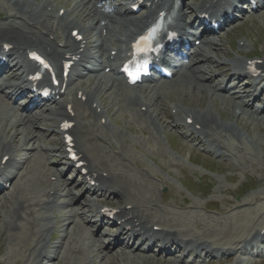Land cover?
<instances>
[{
    "label": "bare ground",
    "instance_id": "obj_1",
    "mask_svg": "<svg viewBox=\"0 0 264 264\" xmlns=\"http://www.w3.org/2000/svg\"><path fill=\"white\" fill-rule=\"evenodd\" d=\"M14 1L15 5L19 6L18 9L8 12L6 18L0 22V54L8 59V63L3 65L0 63L1 90L3 91L7 87L11 90L13 88L11 95H8V97H14L27 88L30 83L28 75L32 71L31 62L26 60L28 48L45 53L57 67H60L62 61L70 60L72 55L79 56L81 61H86L88 66L91 67V78L88 79V85L86 86L79 82L75 87H72L80 79L72 74L68 79L65 92L63 94H61V91L57 92L54 98L47 101L44 110L37 117H32L27 112L26 115L19 114L14 106L8 102L7 97L0 95V165H2L5 156H9L5 163L6 166L16 163L20 165L22 161L29 159V157H24L18 162L15 160L14 155L18 151L25 150V144L34 138L33 134L37 132L34 129L36 121H48L54 132L60 134H63V131H61L63 121L66 119L75 121L77 124L73 128V132L77 146L80 153L83 154V159L88 161L86 179L95 180L98 183L95 187L102 189V195L109 193L115 196H125L124 203L118 207V219L122 220V228L132 226L133 235L142 238V242L138 248L130 243V251L114 252L111 246H107L105 241L102 240L103 236L94 237L95 231H91L90 227H87L90 231L89 234L84 233L73 238V233L81 224L83 215L71 208L70 213L62 215L58 213L63 235L59 242L54 243L51 249L53 252L52 257H47L43 255V252L47 249L45 239L52 234L55 223L42 226L39 219L42 218L43 214L36 213V210H52L57 205L62 204L59 203V200L56 203L53 201L57 198L55 194L60 190L58 180L48 182L46 186H42L43 197H40V195L31 197L23 188L17 194L14 192L6 195L2 193L5 187L3 189L4 185L0 183V221L6 222L12 231L8 236L11 238L12 244L8 247L6 256L8 258L16 257L21 251L24 252L29 245V247H32L30 254L27 256L28 262H30L27 264H43L46 259L52 261L53 264H57L55 259H59V257L67 260L65 264H94L93 258L95 255L93 253L89 254V250L97 245L98 250H104L102 260H100L101 264H115L116 261L113 258H117L119 264H131L132 261H136L137 256H142V254H144L143 257L150 258L149 251L153 250L156 242H161L162 238H166V246L171 243V250H175L177 255H173L172 251H168L166 248H160V253L170 254L169 256L174 259L176 264H200L197 258L200 257L203 261L205 260L202 258L203 255L207 258L226 254L234 256L236 263L240 264L242 255L247 253V249L255 242L263 240L260 233L264 229V218L258 219L261 221L258 225L254 223V213L257 207L245 208L230 213L225 218L216 219L211 224L208 221L204 222L203 216L198 213L189 215L188 212L180 213L160 206L158 200L155 199L156 196L144 191L141 184H136L133 188L130 186L134 179L129 170L126 171L112 163V157L121 158L122 156L119 155V150H113L114 155L110 153L112 151L109 148L112 146L113 140L106 130H112L113 128L110 122L107 121L103 125L101 120L106 117L109 111V107L105 105L109 103V99L115 103L126 101L128 105H134L129 107L136 115L149 117L150 122L161 128L162 132H165L166 127L173 126L174 129L179 130V137L185 140L187 144L195 142L204 150L211 151L216 157L238 161L241 170L256 167V156L253 154L252 147L247 143L246 138L244 139V133L240 132V129L243 128L239 123V119L247 116L249 118L258 116L264 122V103L257 108L255 107L259 96L264 94V85H261L257 79H254L248 88H244L240 83L241 77L248 76L246 60L249 59V55L247 53L243 54L245 57L243 60H240V58L230 60L228 53L223 48L221 35L216 33L217 30L209 35V30L205 28L202 36L205 48L197 50L201 55L200 59L194 57L188 63L187 69L176 76L177 78L173 81L165 82L162 85H146L139 90L131 91L124 87L121 77L115 72L116 69L112 61L121 56L125 45L140 30L145 28L149 18L155 17L168 7L169 2L167 0H148L152 2L151 7L138 17H128L127 5H131L133 0H116V3L114 0H106L107 4H101L100 0H66L65 5L71 2L73 6L68 10L66 9L63 15H60L61 8L57 11L53 16L58 23L56 26L50 24L51 15L48 12V7L52 6L54 8V4H58L60 0H40L42 2L36 0L37 4L34 2L35 0ZM181 1L186 7L191 8L190 11L197 13L204 11V9L213 10L222 3V0ZM230 1L226 0V2ZM262 8H264V4ZM96 14H99L97 21L93 20L91 23H86L88 19L93 18ZM177 18L179 23L187 25L193 21L194 16H189V13L182 8L177 12ZM115 26H118V28ZM70 28L69 34H65ZM76 28L84 36L85 48L81 44L83 41L78 42L71 35ZM97 28L99 30L94 34ZM103 30L106 31L105 35H103ZM64 36L65 40L63 41L61 39ZM95 37L96 39H94ZM99 37L101 43L98 45V50L93 51V46ZM219 41H221L220 44ZM106 42H109V44L106 45ZM8 46L11 47L8 48ZM251 46L253 47L252 43ZM114 50L117 51V55L113 57L112 51ZM222 54L226 56L224 61L219 60ZM106 61L112 67V72L110 71L109 74L106 73V68L109 66ZM218 63L223 66H232L230 68L232 73H229L231 75L227 80L214 84L210 81L215 77L212 68H214V64L215 67L218 66ZM76 65H78L77 62ZM218 68L220 70L218 74L229 71V67L226 69L219 66ZM257 68L261 71L259 76H264V63L258 64ZM208 71H211V74L208 75ZM2 72L8 74V76L4 77ZM110 79L112 80L111 83ZM229 88H236V90L233 93L225 92ZM112 89L117 91L115 96H113L114 91ZM102 90L106 91L105 104L102 101ZM179 91L185 92L188 97L200 94L201 98L209 99V105L207 107L193 105L190 108L182 109L179 102L185 104L187 101L179 95ZM8 92H10V89ZM240 92H243V95H240ZM58 95H61L60 100L56 99ZM79 95L81 97L86 96L87 100L83 102L79 99ZM167 97L174 99L179 97L178 102L175 101L171 106L173 109L176 108V115H171L168 109L166 112L165 107H162ZM217 100L222 101L223 107L221 109H230L235 114V124L223 123L221 118L223 114L217 111L216 108ZM70 104H73L74 117L68 110ZM93 105H96V108H93ZM86 106L88 108L82 110V107ZM100 107L101 111H97ZM165 115L168 120L162 118V116L165 118ZM190 118L193 119L192 124L187 122ZM125 127L129 126L125 125ZM145 128L141 126L142 131ZM35 136L39 140L41 133L37 132ZM166 136L168 137V133H166ZM18 137L20 142L16 143ZM251 139L254 145L256 144L258 147L260 144L258 139ZM20 143H22V146H19ZM145 143L147 144L146 141ZM132 144L134 148V143ZM34 149H46L60 153L58 148L45 147L39 143ZM154 150L162 153L160 148H147L144 149L142 154L149 158V154ZM176 154L185 159L181 153L177 152ZM134 157L133 162L139 165L140 161L136 160L139 159L138 156ZM150 157L152 156L150 155ZM162 157L164 158V156ZM45 165V162H43L42 166ZM183 166H185L184 161L169 159L166 167L171 169L162 171L173 177L171 172L178 173V170ZM18 172L13 171L11 174L3 175L5 183L16 179L19 175ZM46 172L47 170L44 171L43 168L34 170L32 177L27 181H33L35 177L44 175ZM152 173L153 171L149 169L148 172H145V174L150 175ZM49 176H55V173L51 172ZM18 183L17 180L16 184ZM135 183L138 182L135 181ZM37 184V182L34 183V185ZM65 190L66 195L70 197L69 206L72 207L79 198L73 194V189L69 185L65 186ZM12 199H14V202L10 205L12 212L3 211V207L7 206ZM252 200L250 198L242 204H249ZM82 205L85 209L84 213H90L91 215H93L95 207L101 208L92 198L87 205L84 202H82ZM11 214L20 217L16 220L14 218L10 219ZM23 219H28L29 230L26 226L27 222H22ZM193 222L197 225L200 224L202 232L193 231ZM91 224L93 226V223ZM161 226L166 227L164 230H160ZM155 227L160 229L158 230ZM13 229L21 230L28 236L35 234L32 243L27 244L23 234L17 231L14 232ZM118 235H123L121 229L118 231ZM135 237L132 236L131 240ZM151 241V244L146 245ZM185 244L187 250L183 249ZM120 255H122L121 259L118 258ZM188 255H191L192 259L187 262L185 258Z\"/></svg>",
    "mask_w": 264,
    "mask_h": 264
},
{
    "label": "rangeland",
    "instance_id": "obj_2",
    "mask_svg": "<svg viewBox=\"0 0 264 264\" xmlns=\"http://www.w3.org/2000/svg\"><path fill=\"white\" fill-rule=\"evenodd\" d=\"M5 6H7V2L5 0H0V12L3 11L2 9H4ZM222 38H223L222 41L224 43L223 47L229 53L233 52L232 47L236 46V42L244 40L248 43V48L245 49L244 52L246 53L250 52L252 55L263 57L264 56V15L262 14L257 15V17L247 20L244 24L231 29L229 32L227 33L223 32ZM220 42L221 41H219V44ZM251 43L253 47L251 46ZM233 49L235 50V48ZM234 56L237 57V53H235ZM241 83L245 85L244 81L242 80ZM200 93L202 92L200 91ZM184 94L185 92L179 91V95L187 101L186 106L194 105L197 107H201V106L207 107L209 105L208 103L209 99L201 98L200 94H196L190 97H188L187 94L185 95ZM175 100H179V97H176ZM221 102H222L221 100H217L216 108L217 111H220L223 114V117H221L223 123L227 122V123L235 124V120H236L235 114L230 109L228 110L221 109V107H223V104ZM259 104L260 101L256 103V106H258ZM162 107H165L167 112L165 103L162 105ZM115 110L116 109L114 107L112 113L115 114L116 121L119 123L120 126H123V129L125 130L127 143L131 144L132 141H135L139 151H143L148 147H154L153 144L155 145V143L152 144L150 143L146 148L145 139L142 144V137L144 138V136H142L141 133H138L133 129H127L128 127L124 128L125 127L124 124L126 121L125 116L122 115V112L117 113L115 112ZM166 115L165 118L163 116L162 118L168 120L167 119L168 117H166ZM239 123L242 125L243 128L240 129V131L242 132V134L244 133L243 135L244 139L246 138L247 143L252 147L251 150L254 152L253 154H255L256 156V157L254 156L256 158L255 159L256 167H250L251 169L249 168V169L241 170L239 168L238 161L229 164L226 161L215 159L211 154L207 152H202L198 148L194 149L193 147H191L190 144H187L185 140H182L178 136L175 130H172L170 126L167 127L171 141L176 150H178L180 153L184 154L185 156H188L191 153L190 158L192 160L203 165L205 168L211 170V171H203L204 173L202 174L201 172L198 171L192 173V171H190V168L186 167L184 171L179 172V175H177L176 178L183 181L190 188L189 191L185 190V188L179 187V183L175 179H171V178L168 180L174 184L173 186L171 185V187H173V190L171 188L170 189L166 188L163 185L162 181L167 180V177H165L163 173L158 171L157 167L154 164H151V162L147 158L142 157L141 156L142 154L138 152V155L145 161L147 165L157 170L158 175H156L155 178H152V180H154L157 183V190H159L160 187L159 190L160 194L162 192L163 193L165 192V194H163V199L165 200L166 203V205H164L165 207L181 212L184 210L194 209L192 208V205L196 204L198 206V209L196 207L195 210L200 214H202L204 221L205 222L208 221V223L209 222L213 223L216 219H223L230 213L240 211L241 209L257 207V210L254 213L255 216L254 223L255 224L257 223L258 225L260 221L258 219L264 218V122L258 116L257 117L253 116L250 118L247 116L239 119ZM43 126L44 125L42 124H38L35 128L37 127L41 128ZM46 132L47 131H45L43 134H45ZM19 137L17 138L16 143L20 142ZM251 138L258 139L260 143L259 144L260 147L259 146L257 147L256 144L254 145ZM48 139L49 141L53 142L52 146L56 145L58 142V136L55 135L48 137ZM32 144L33 141L29 142L27 145L30 146ZM43 144L48 145L47 142ZM124 146L128 148L130 151H132L129 145L124 144ZM161 157L162 156H160L159 154H156L155 160L157 164L163 163V159ZM62 160L65 159H62L61 157L56 155L51 158V161L53 162L51 163L50 166L57 171V174L60 171L59 167L64 166L61 167L63 168L62 170L64 171L59 172L60 174H58L60 178L63 180V182L73 181L72 185L78 184L82 179L79 176L75 177L74 176L75 172L73 173L72 169L69 168L67 169L68 165L65 164ZM32 165H33V161L29 162L28 168L31 167ZM194 175L202 177L201 179L203 181H206L210 185L207 186L206 182L202 183L203 185L201 186L193 184L192 179H195ZM72 177H74V180H72ZM141 179L144 181L145 187L146 188L148 187L147 189L152 188L150 183H148V181L145 178L141 177ZM42 185L40 184V187ZM83 186L85 187V184ZM82 187L77 188L78 191L76 190V192H80ZM250 198L253 200L249 204L246 203L242 204L243 202L248 201ZM114 201H116V199ZM13 202L14 199L10 200L9 204L3 207V211L11 213L12 207L10 208V205ZM207 216L208 219L206 218ZM10 219H12V217ZM196 230L200 231L199 228L194 227L193 231ZM13 231L16 232L15 229H13ZM17 232L23 234V236L27 240V244L32 243V239L35 234L28 236L25 234V232H22L21 230ZM10 233H12L11 228L7 226L6 222L0 221V264L28 263L27 256L29 255V251L28 250L26 251V248H25L26 253L21 251L19 254H17L16 257L8 258L6 256L8 253V247L12 244V241L10 240L11 238L8 237ZM143 255L144 254H142V256H137L136 261L134 262L132 261L131 264H176L174 259L171 258L170 256L158 255L155 254L154 251L152 254H150L151 257L148 259L146 257H143ZM259 260L260 259H256L255 263L252 264H264V260L263 261L262 260L259 261ZM66 261L67 260H65V263ZM218 261L219 260H215V264H217ZM57 262H58L57 264H63L62 258L58 259Z\"/></svg>",
    "mask_w": 264,
    "mask_h": 264
},
{
    "label": "snow or ice",
    "instance_id": "obj_3",
    "mask_svg": "<svg viewBox=\"0 0 264 264\" xmlns=\"http://www.w3.org/2000/svg\"><path fill=\"white\" fill-rule=\"evenodd\" d=\"M154 32H155V29H153L152 32L149 33V35H146V36H144V37H141L140 41H139L138 44H137V50H138V51H140V52H145V51L148 50L147 47H140V44H141V43H143V44H147L148 41L151 40L152 35L154 34ZM33 55L35 56V54H33ZM35 58L38 59V60L41 59L39 56H35ZM41 62L43 63V61H41ZM141 67H143V66H141ZM65 126L67 127V125H65ZM69 139H71V138H69Z\"/></svg>",
    "mask_w": 264,
    "mask_h": 264
}]
</instances>
